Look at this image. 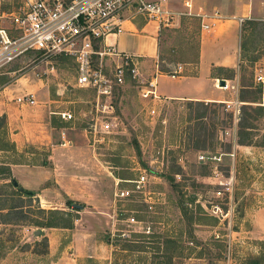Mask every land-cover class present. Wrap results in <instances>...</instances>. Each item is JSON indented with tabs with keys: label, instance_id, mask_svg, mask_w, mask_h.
<instances>
[{
	"label": "rangeland",
	"instance_id": "374dc122",
	"mask_svg": "<svg viewBox=\"0 0 264 264\" xmlns=\"http://www.w3.org/2000/svg\"><path fill=\"white\" fill-rule=\"evenodd\" d=\"M251 1L166 2L163 8L171 14L166 26H161L158 32V67H163L171 77L196 74L202 17L217 15L219 19L212 21L215 24L236 20L239 18L236 11ZM9 2L3 0L4 8ZM239 43L238 67L233 72L212 70L215 76L237 78L233 90L226 91L233 93L231 100L239 105L236 124L226 110L227 102L143 99L142 88L151 79L140 77L139 71L136 78L125 73L121 86L112 84L111 95L100 97L101 106L110 104L113 108L112 113L102 114L96 112V92L75 85V65L71 59L56 58L46 64L34 63V57L28 56L7 67L5 73L10 74L0 76V92L8 87L15 90L14 98L23 83L43 90L45 98L50 97V112L55 113L53 125L84 131L114 176L125 180V183L119 181L118 188L132 190V184L126 182L146 172L152 209L136 194L126 201L115 200L116 221L112 230L135 231L123 222L132 216L148 223L152 234L129 232L127 237L111 238L108 231L102 233L103 241L114 249L110 264H246L255 257L264 264V233H260L261 224H252L257 214L264 213V154L260 149L264 142V111L258 116L252 110L261 100L255 88L259 84L256 78L264 76V27L242 30ZM115 62L106 61L105 66V74L113 83ZM19 75L23 79L16 82ZM157 83L159 89L165 90L178 85L171 78H159ZM31 94L37 100V93ZM101 106L99 109L103 110ZM151 110L155 113L151 114ZM64 113H69L72 119L65 121ZM2 117L0 165L8 161L27 162L14 155ZM101 119L111 124L109 133L99 129ZM94 125L97 132L93 131ZM239 140L251 141L254 148L247 150L238 144ZM27 150L33 151L30 147ZM202 153L222 156L217 166L218 177L213 173L214 167L198 161ZM41 160L38 157L31 162L42 163ZM3 172L0 171V204L27 207L25 219L12 214L10 224H2L4 218L0 216V264H50L43 241V235L50 230L31 225L39 219L37 202L34 198L21 200L14 196L6 184L9 181L2 180ZM218 191L223 196H217ZM69 213L70 222L74 221L75 214ZM135 229L140 231L138 227Z\"/></svg>",
	"mask_w": 264,
	"mask_h": 264
},
{
	"label": "crops",
	"instance_id": "0c3cea01",
	"mask_svg": "<svg viewBox=\"0 0 264 264\" xmlns=\"http://www.w3.org/2000/svg\"><path fill=\"white\" fill-rule=\"evenodd\" d=\"M235 15L264 20V1L252 0ZM205 23L210 25V29L201 33L196 74L193 75L171 77L158 71V32L165 24L146 22L140 16L128 19L123 25L124 32L108 37L107 44L115 46L120 53L131 55L139 76L155 83L158 99L145 98L141 91L145 100L231 103L233 93L226 91L229 88L233 90L237 78L228 80L215 76L212 70L234 71L238 67L242 26L235 19L219 21L213 28L212 21ZM262 77L261 100L256 105L264 111ZM159 78L177 80L178 85L171 90L159 89ZM21 79L23 77L16 82H21ZM219 80H224L227 88H219ZM16 91L15 98V90H8V87L0 92V117H5L14 155L27 159V162L8 161L2 165L9 167L11 176L22 189L35 194L34 199L41 207L75 214L72 229L50 228L43 235L48 243L46 256L50 258V264H103L108 261L110 264L114 249L112 244L103 241L102 233L108 231L111 236L116 221L113 215L114 193L119 181L125 183V180L114 176L110 167L96 154L84 131L53 125L55 113L50 112V97L45 98L43 90L23 83ZM34 92L37 100L33 105L13 102L18 96ZM28 147L33 151L27 150ZM244 147L247 150L254 148ZM260 149L264 154V148ZM38 157L42 158V163L31 162ZM67 200L78 203L82 208L69 209L65 204ZM256 223L261 224L260 233H264V213L255 216L252 224Z\"/></svg>",
	"mask_w": 264,
	"mask_h": 264
},
{
	"label": "built area",
	"instance_id": "2783aa9c",
	"mask_svg": "<svg viewBox=\"0 0 264 264\" xmlns=\"http://www.w3.org/2000/svg\"><path fill=\"white\" fill-rule=\"evenodd\" d=\"M166 2L167 0H10L9 6L4 8L3 0H0V76L10 74L5 73V69L28 56L34 57V63L46 64L56 58L71 59L75 65V85L91 89L97 94V114L112 113L113 108L110 104L101 106L100 97L108 98L111 95L112 84L121 86L125 73L133 78L139 73L133 57L120 53L115 46L107 44V38L121 35L124 32V22L137 16L146 22L166 24L171 14L163 8ZM186 6L191 8L189 4ZM214 17H202L200 24L202 31L210 29V25L205 21L219 19L217 15ZM245 20L248 19L236 18L241 26ZM214 25L212 22V27ZM114 59L118 62H115L113 83L105 74V66L106 61L114 62ZM11 73L15 74L18 71ZM21 76L16 77L15 81ZM256 80L262 84L263 77L258 76ZM155 88V83L149 81L142 88V96L152 100L158 99ZM14 101L19 105H33L35 102L32 94L19 96ZM225 105L236 124L240 116L238 103L227 102ZM100 106L103 110L99 109ZM154 113L155 111L151 110V114ZM62 117L65 121L72 119L69 113H64ZM98 119L97 116L96 120ZM110 128L111 124L108 121H103L99 125L102 133H109ZM93 131L97 132L95 125ZM221 157L220 154L202 153L198 156V161L214 167L213 173L218 177L217 166L222 160ZM147 179L146 172H142L136 180L126 182L132 184V190L117 187L114 193L115 200L126 201L132 194H136L151 210L152 203L148 202L151 194ZM228 185L229 183H225V186ZM226 191L230 192V189L226 188ZM216 195L223 196V192L218 191ZM123 222L135 231L112 230L111 238L127 237L129 232L152 234L148 223L136 220L132 216L125 218ZM136 226L140 231H136Z\"/></svg>",
	"mask_w": 264,
	"mask_h": 264
},
{
	"label": "trees",
	"instance_id": "16d2710c",
	"mask_svg": "<svg viewBox=\"0 0 264 264\" xmlns=\"http://www.w3.org/2000/svg\"><path fill=\"white\" fill-rule=\"evenodd\" d=\"M243 24H245V25H243V28L241 29V31L247 30L249 28L255 29L259 26L264 27V21H257V20H252V19L251 20H249V19L245 20V22ZM158 71L162 74L169 75L168 72L161 66L158 67ZM229 71L233 72V70H229ZM255 89H256V92L258 93V95L260 96L261 92H262V85L258 84ZM197 103H199V102H197ZM253 103H255V102H253ZM250 108H251V106H250ZM252 110L258 116H260L262 114V111H263L262 108L259 106H256ZM2 119H5V117L3 116ZM238 144L241 146H250L252 143H251V141H249L248 143H245V141L239 140ZM11 146H12V151L15 152L14 145L12 144ZM260 147L264 148V142L260 145ZM0 171H4L3 173L5 174V177H3L2 180H8L9 181V183H6V184L8 187H10L13 190L14 196L19 197L21 200H24V198H26L28 200H32L34 198L35 194L33 192L24 190V189H22V187H20L18 185L16 180L11 176L9 167H7L5 165H0ZM36 202L38 204V206H36V213L39 215V219H35L34 221H32L31 225L38 227V228H47V229H50V228L72 229L73 228V222L74 221L70 222L71 213L61 211V210H45L39 206L38 201H36ZM65 204L70 209H73L72 208L73 205H79L78 203L70 201V200H67ZM26 207L27 206H24L23 204H20L18 206H5L3 203H1L0 204V216H2L4 218V221L2 222V224H10V220H11L10 216L12 214H17V216L19 215L21 219H25V216L23 214H24V209ZM43 241H44V246L47 248L48 247L47 239L44 238ZM44 254L46 255L47 251ZM261 262H262L261 258L255 257V258L249 259L246 262V264H261Z\"/></svg>",
	"mask_w": 264,
	"mask_h": 264
},
{
	"label": "water",
	"instance_id": "95a60500",
	"mask_svg": "<svg viewBox=\"0 0 264 264\" xmlns=\"http://www.w3.org/2000/svg\"><path fill=\"white\" fill-rule=\"evenodd\" d=\"M218 86L219 87H224L225 86V81L224 80H219L218 81ZM73 208L80 210L82 207L80 205H74ZM38 233H39V231L36 234H38Z\"/></svg>",
	"mask_w": 264,
	"mask_h": 264
}]
</instances>
